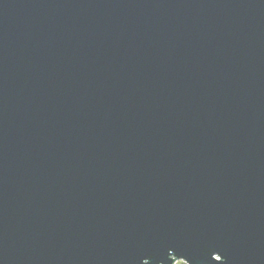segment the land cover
<instances>
[{"label":"water","instance_id":"water-1","mask_svg":"<svg viewBox=\"0 0 264 264\" xmlns=\"http://www.w3.org/2000/svg\"><path fill=\"white\" fill-rule=\"evenodd\" d=\"M264 264V0H0V264Z\"/></svg>","mask_w":264,"mask_h":264},{"label":"rangeland","instance_id":"rangeland-1","mask_svg":"<svg viewBox=\"0 0 264 264\" xmlns=\"http://www.w3.org/2000/svg\"><path fill=\"white\" fill-rule=\"evenodd\" d=\"M174 264H185V263L182 261H176Z\"/></svg>","mask_w":264,"mask_h":264}]
</instances>
